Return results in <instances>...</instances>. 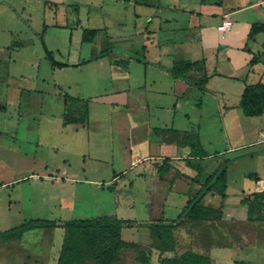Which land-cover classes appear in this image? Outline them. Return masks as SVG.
<instances>
[{
	"label": "rangeland",
	"instance_id": "rangeland-1",
	"mask_svg": "<svg viewBox=\"0 0 264 264\" xmlns=\"http://www.w3.org/2000/svg\"><path fill=\"white\" fill-rule=\"evenodd\" d=\"M244 1L0 0V230L32 218L58 225L33 228L12 240L0 239V264H56L63 236L59 224L103 214L129 220L121 236L137 242L134 253L147 257L140 262L134 257L130 264H158L156 251L151 249L150 224L174 219L183 205L178 196L167 194L173 171L159 181L152 167L142 169L146 161L128 167L131 155L124 147L141 141L130 137L127 141L126 129L115 125L121 106L114 107L100 96L129 89V101L136 103L145 94L148 112L130 111L129 122L145 115L151 126L188 125L184 112L195 118L194 108L182 104L173 111L170 97L144 90L165 81L154 68L157 52L185 37L197 45L201 37L205 42L212 40L210 27L217 20L208 12L218 6L236 9ZM250 12L244 9L230 18L247 17ZM83 28L100 31L92 42H83ZM42 40L53 59L70 64L53 66ZM255 47L261 49L260 44ZM182 50L176 48V59L188 57ZM99 53L104 55L71 64L78 57L82 61ZM262 59L253 62L247 82L258 79ZM209 61L211 72V57ZM153 81L156 84L151 88ZM211 85L223 93L216 99L212 93L201 97L202 143L212 155L202 163L212 169L227 166L226 201L234 205L242 188L253 190L264 184V110L249 117L238 105H224L223 99H236L241 80L216 75ZM64 93L87 101L85 123H62ZM158 100L167 103L164 109L153 105ZM190 121L197 129V121ZM246 172H255L259 180L243 175ZM250 206L255 215L264 211ZM124 251L115 264L122 263Z\"/></svg>",
	"mask_w": 264,
	"mask_h": 264
},
{
	"label": "crops",
	"instance_id": "crops-1",
	"mask_svg": "<svg viewBox=\"0 0 264 264\" xmlns=\"http://www.w3.org/2000/svg\"><path fill=\"white\" fill-rule=\"evenodd\" d=\"M244 9H251L249 16L244 17L243 15H240L238 19L233 20L230 18V15L242 13ZM208 14H212L217 20L216 25L210 27V38H212V40L209 39L205 42L203 41L204 37H201V40L197 45V42L194 43L193 39L185 37L183 41L173 40L171 46L160 47L156 55V66L154 68L159 71L161 75L165 76V81H159L157 86L152 88V86L156 84V82L153 81L150 84L152 89L149 87L147 89L144 88V90L154 91L157 97L162 95L170 97L171 99L169 100V104L172 105L173 111L182 107V104H186L188 108H194L197 112V116L195 118H191L188 111L184 112V118L188 120V125L183 123V127L180 128L168 127L166 125L151 126L150 120L145 115H139L137 120H131V122H129L130 111H133V113L136 114L138 112L143 114L148 112L150 103L145 94L142 95V99L136 103H130L128 93L129 89L115 90L100 96V98H105L110 103H113L114 107L121 106V112L116 111L115 113L119 114L114 117L115 125L117 127L120 126L121 129L118 128V130L125 131L126 129L127 141L130 138H133V141H136L135 139H137V141H141V144L132 142L130 145L129 143L125 145L124 149L131 155L128 159V167H132L140 162L145 163L146 161L147 164L144 165L142 169L145 170L152 167L158 174L157 177L159 181L165 177L164 175L166 173L170 174L173 171V174H170L171 176L169 177L170 183L168 185L169 191L167 194L170 193V195L178 196V198L181 199V203H183V205L178 213L183 209L187 200L197 192L200 186L205 182L206 178L213 174V172L218 168L217 166L216 169H212V166H206L202 163V171L199 173L195 168L186 163V159L191 158L189 155L190 147L179 142L183 137L184 131L193 129L191 125L192 122L190 120L193 122L197 121V131L200 143L204 148L201 137L203 128L202 124L205 122L202 120V108L204 101L201 97H209L210 93H212V99H216L217 96L223 93L222 88L211 85L213 77L216 75H227L243 82V85L238 88L240 91L236 94V99L233 102H231L230 99H223V103L227 107H235L238 105L239 96L245 83H255L257 81L264 82V66L258 71L259 77L256 81L253 80L247 82L250 72L253 71V63H250L252 53H259L257 61L261 58L264 59V49L262 47L264 33L258 32L252 39H247V34L251 24L253 22H264V0H246L244 1V5H240L236 9H225L224 7L218 6L211 9ZM224 18L230 19L232 21V26L225 32L224 37H221L216 26ZM95 29L96 34L89 42H92L100 31V28ZM256 44H260L261 49H259V47H255ZM178 46L183 49L182 51H185V54L188 55V57L183 58V60H195L204 57L207 70V64L210 62L209 58L211 57V66H213L212 71L215 70L217 73L212 75L207 81L205 89L200 90L189 81L183 78L173 77L169 73L168 68H170L172 63L176 60H181L176 59L175 57L176 48ZM103 55L104 54L99 53L94 56L92 55L86 60L83 59L82 61H80V58L78 57V61L71 64H79ZM126 56L129 58L128 55ZM136 59L140 60L138 58ZM223 60L226 61L219 64V62H222ZM64 63L67 65L70 64L68 62ZM52 65L54 66L55 64ZM197 92L202 93L199 95V99L197 98ZM195 99H197V101H194ZM164 104H162L159 100L153 103L155 107L162 109H164ZM216 105L218 107V101L216 102ZM221 114L224 116L225 112H222ZM206 120L208 121V119ZM158 121L159 123L164 122L159 119ZM129 134L131 136H128ZM262 136L264 139V135ZM211 156L212 155L208 153L203 160ZM163 159L167 160L169 167L165 172L159 175L158 165ZM247 173L248 172L243 173V175L246 176ZM225 183V197L222 201L220 219L199 220L180 224L173 229L175 246L172 250L161 252L154 248L151 243V249L156 251L158 264L159 257L161 256L179 255L187 250L208 256L210 259L208 264H264V211L259 210L260 213L258 212L256 215L253 214L252 217L249 218L247 205L240 203V199L242 197L252 192L263 190L264 184L258 187V189L255 187L253 190L250 188H242L238 192V202L231 205L226 201L229 186L227 180ZM200 202L205 205L218 207L221 203V196L217 191L211 189L202 197ZM125 224L129 225V220ZM242 224L243 226H239ZM178 236L182 239L181 242H179ZM135 243L138 245L137 242ZM123 249L125 250L124 256L121 260L122 263L119 264L132 263V260L136 257V253H134L135 249ZM120 251L118 253V261L121 259ZM138 261L140 262L141 260ZM87 263L88 262H86V264Z\"/></svg>",
	"mask_w": 264,
	"mask_h": 264
},
{
	"label": "trees",
	"instance_id": "trees-1",
	"mask_svg": "<svg viewBox=\"0 0 264 264\" xmlns=\"http://www.w3.org/2000/svg\"><path fill=\"white\" fill-rule=\"evenodd\" d=\"M264 33V22H253L249 28L247 39H252L258 33ZM96 34L95 28H83L81 41L89 42ZM46 55L52 64L63 66L64 62L53 59L51 51L45 46L42 40ZM264 49V40L262 42ZM259 53H252L250 63L258 60ZM173 77L183 78L196 86L198 89H205V84L216 74L213 70L208 72L205 65V58L201 59H181L176 60L168 68ZM64 111L62 113L63 122L85 123L88 119V103L83 98L72 96L68 93L63 95ZM238 106L243 114L249 117L257 116L264 110V82L245 83L238 100ZM183 145L190 147L186 163L195 168L199 173L202 171V160L206 156V151L200 143L197 129L186 130L179 141ZM169 167L166 159L158 165V172H165ZM247 177L258 180L259 176L255 172H248ZM226 165H220L209 175L197 192L187 200L183 209L174 219H159L150 224L153 237L152 246L159 251L172 250L175 246L173 229L184 222L199 220H218L221 217L222 201L225 197L226 187ZM211 189L216 190L221 196V203L218 207L202 204V197ZM241 204L247 205L249 218L254 214L251 204L258 208L264 207V189L252 192L240 199ZM259 210V209H258ZM260 213V212H259ZM51 220L45 218H32L19 225L0 230V239L12 240L20 237L24 232L38 227L58 226ZM127 220L115 216L98 215L90 218H71L62 221L59 226L63 227V236L59 248L56 264H115L118 253L123 248L136 249L138 245L133 241H126L121 236V228ZM138 260H146L141 253L136 254ZM208 256L194 252L184 251L179 255L161 256L159 264H208Z\"/></svg>",
	"mask_w": 264,
	"mask_h": 264
},
{
	"label": "built area",
	"instance_id": "built-area-1",
	"mask_svg": "<svg viewBox=\"0 0 264 264\" xmlns=\"http://www.w3.org/2000/svg\"><path fill=\"white\" fill-rule=\"evenodd\" d=\"M232 26V21L230 19H222L219 24H217L216 28L220 32V36L224 37L225 32L230 29Z\"/></svg>",
	"mask_w": 264,
	"mask_h": 264
}]
</instances>
